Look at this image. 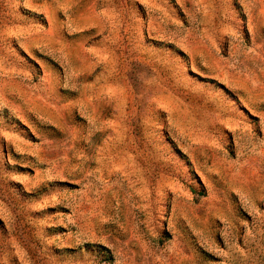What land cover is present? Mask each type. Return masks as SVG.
<instances>
[{"label": "rangeland", "instance_id": "374dc122", "mask_svg": "<svg viewBox=\"0 0 264 264\" xmlns=\"http://www.w3.org/2000/svg\"><path fill=\"white\" fill-rule=\"evenodd\" d=\"M0 264H264V0H0Z\"/></svg>", "mask_w": 264, "mask_h": 264}]
</instances>
